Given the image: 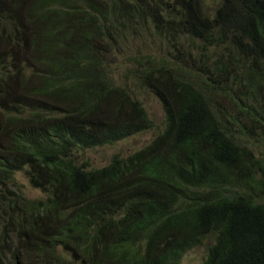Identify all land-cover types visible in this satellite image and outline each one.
Here are the masks:
<instances>
[{"label":"trees","instance_id":"trees-1","mask_svg":"<svg viewBox=\"0 0 264 264\" xmlns=\"http://www.w3.org/2000/svg\"><path fill=\"white\" fill-rule=\"evenodd\" d=\"M203 7L0 0V264H180L212 237L203 264H264V0ZM139 90L164 130L79 163L155 127Z\"/></svg>","mask_w":264,"mask_h":264},{"label":"rangeland","instance_id":"rangeland-1","mask_svg":"<svg viewBox=\"0 0 264 264\" xmlns=\"http://www.w3.org/2000/svg\"><path fill=\"white\" fill-rule=\"evenodd\" d=\"M222 1L223 0H203L204 11L213 16L220 7ZM126 50L128 52L123 50L121 55L116 54L115 58H113L112 61L118 66L121 64V61L126 59L129 60L131 58V56L134 54L135 47L131 44ZM115 81H121V76L119 74H116ZM138 95L139 99L143 102L151 119L153 120L155 127L150 131L137 134L114 145L80 151L76 154V159L79 163L87 164L90 169H102L110 165L115 157L126 158L150 145L164 130L165 113L160 101L145 90H139ZM258 150L264 154V142L261 143ZM16 178L18 184L22 186L24 194L29 199L40 201L42 198H44V194L40 190L31 187L25 172L17 173ZM213 243L214 238H208L203 246L188 251L181 260L180 264H203L208 258L209 250Z\"/></svg>","mask_w":264,"mask_h":264},{"label":"clouds","instance_id":"clouds-1","mask_svg":"<svg viewBox=\"0 0 264 264\" xmlns=\"http://www.w3.org/2000/svg\"><path fill=\"white\" fill-rule=\"evenodd\" d=\"M19 173V172H18Z\"/></svg>","mask_w":264,"mask_h":264}]
</instances>
